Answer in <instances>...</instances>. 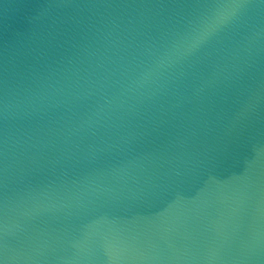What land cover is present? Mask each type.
<instances>
[{
    "label": "water",
    "instance_id": "obj_1",
    "mask_svg": "<svg viewBox=\"0 0 264 264\" xmlns=\"http://www.w3.org/2000/svg\"><path fill=\"white\" fill-rule=\"evenodd\" d=\"M0 264H264V0H0Z\"/></svg>",
    "mask_w": 264,
    "mask_h": 264
}]
</instances>
